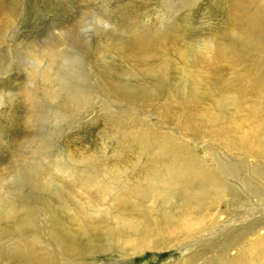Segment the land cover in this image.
<instances>
[{"label":"rangeland","instance_id":"obj_1","mask_svg":"<svg viewBox=\"0 0 264 264\" xmlns=\"http://www.w3.org/2000/svg\"><path fill=\"white\" fill-rule=\"evenodd\" d=\"M234 2L202 0L188 18L191 0H0V264H264V175L254 174L264 162L228 150L263 133L245 117L243 86L237 103L228 91L242 64L227 54L211 59L214 74L205 65L217 47L243 50ZM142 36L145 54L117 52ZM253 51L241 55L264 59ZM162 59L158 90L149 73ZM98 72L139 95L115 97ZM192 77L213 80L195 95ZM217 114L220 139L204 127ZM183 156L214 174L236 165L237 180L220 175L236 196L218 199L200 173L186 178ZM115 194L145 232L116 223ZM190 212L196 225L205 217L191 234L152 232Z\"/></svg>","mask_w":264,"mask_h":264},{"label":"bare ground","instance_id":"obj_2","mask_svg":"<svg viewBox=\"0 0 264 264\" xmlns=\"http://www.w3.org/2000/svg\"><path fill=\"white\" fill-rule=\"evenodd\" d=\"M234 9H235V11H234V15H233V24L237 26L236 30H238V33H235L234 36L237 39L241 40V42L239 44H241V47L243 48V50L236 52L234 46H228V45L222 46V47H217L216 49H214V51H211V54L213 55V57L207 58V60L205 61V65L208 68V73L214 74L216 72V70L213 67V62L211 59H215V61H216V59H220V58L224 59L227 54L232 55V62H233V66L235 68L238 67L240 64H242L244 74H241L238 71L235 72V74L233 75V78L227 83L228 84V91L231 90L233 92V94H232L233 101H234V103H237L236 87L238 85L243 86V88L240 90L239 94H242L241 92H243V93L247 92V93L243 94V97L246 100V102H245L246 108L244 109L245 117L247 118V121L251 120L250 122H253L252 126L255 128V130L258 129V133L259 132L263 133L262 134L263 137H260L259 134L255 135V137L253 135H252V137L245 136L243 139H237L235 142H231L233 145V148H230L228 150L233 152L234 154H236V152H239V153H241L240 154L241 156L242 155H249L250 157L253 158V160L255 159L256 161L264 162V73L259 70V68L264 65V59L259 58V57L254 58L253 56H250V55H247V57H242V55H241L246 50H254L253 51V53H254L255 51H258V50L264 48V46L261 47L262 42L264 41V32L262 31V29L260 27V25L262 23H264V0H235ZM130 41L131 42H127L128 44L126 46H122L120 43L119 45H121V46L118 45V47L116 48L117 52L122 54V56H126L129 53L131 54L132 52L144 53V52H147L150 50L149 49L150 47L148 45H149V42H151V41H150V39H148V36H142L139 38L131 39ZM178 52H179L178 57L181 58L182 61L184 60L186 63L188 56L182 50H180ZM236 53H239L241 56L240 55L237 56ZM247 58L252 59V60L250 61ZM79 59L76 58L77 62H79ZM125 59L127 60L128 58H125ZM45 60H48V59H45ZM52 60L56 61V57L53 56ZM150 61H147L145 59H140V62H138V61H135V62H136V65L139 66L140 63H142V64L147 63V62L150 63ZM165 62L166 61L162 59L161 68L159 67V69L157 71L149 73V76L152 78L153 83L156 84V87L158 88V90L162 87L163 83L165 82V78H164L163 74H164L165 69H167V66H168V64ZM190 64H191V62H190ZM151 74H153V75H151ZM97 75H98L97 76L98 82L100 84L104 85L105 89H107V90L111 89L110 92L113 95H115V97H117V98H124L125 100L128 101L129 99H134L135 96L139 95L137 89L134 90V88H126V86H118L117 87L116 84H111L112 79H111L110 75H107L106 73H103V74L100 73L99 74V72H98ZM192 78L194 79V81L192 84V93L191 94H195V95L197 94V90L200 88V86L205 83L204 79L213 80V79L208 78V77L204 78V79H197V77H192ZM242 80L245 81L244 85H243ZM207 85H205L203 88L206 89ZM113 86H115V87H113ZM74 94H75V96H74L75 98H79L81 95V92L77 91ZM207 95H209V94H207ZM219 116H221V115H219V114L213 115L212 117L207 118L204 122V127H208V125H210V130L208 133H209L211 138H217V139L219 138L220 139L224 135V132L221 129H219L218 127H216L218 125V117ZM231 117H232V115H231ZM254 128H253L252 134H255ZM241 158H243V157H241ZM183 159H184L183 160V166L185 169V177L186 178H191L194 174L200 173L201 181H202L201 182L202 184L200 186L201 187L213 186V188H211V187L210 188L214 189L216 191V195L219 197L218 199H222L225 195L236 196L235 184H232L231 182H229L227 180L226 181L222 180V178L220 176V175H222L221 174V172H222V173H225V175L227 176L226 178L230 177L231 180L232 179L237 180L236 177L234 176V174L237 175V172H238V167L236 165L230 167L229 169L225 168L224 166L223 167L220 166L218 169V173L214 174V173H209L206 170L199 169V167L197 165H195V163L190 159L189 156H183ZM245 159H246V157H245ZM249 161H251V160L249 159ZM242 164L244 165V163H242ZM239 165H240V163H239ZM239 168H241V167H239ZM260 170L261 169L259 168V166L254 167L255 176L259 177L261 175H264L263 172L261 173ZM178 173H179V169H177V172H175V171L170 172L166 176V184L165 185L168 186L169 181L172 178H175V176H177ZM261 178H263V177H261ZM207 191L208 190H206V192L202 190V193H204V192L205 193L202 196H200L201 197L200 202L204 203L205 204L204 206H206V207H204L202 205L204 207L203 211H205L207 209V207H208L207 205H210V203H213L207 197V194L209 193ZM257 192H259V191H257ZM122 196L120 198L119 195L115 194L114 198H113V202H114L115 206H117V209L119 210L116 223L119 226L123 227V229H124V223L127 221L125 223V227H126L127 231L128 232L130 231L131 233H134L136 235L139 233L145 232L142 229L145 225L137 224L134 221V217L132 219L129 218L127 209L130 210V207L125 202V200H123V201L126 205L122 204ZM202 212L200 214H202ZM193 213H191V215L189 214L190 216L185 217L184 222H182V220H180L177 222L175 221L176 223H166V222H163L162 224L160 223L161 225L160 226L156 225V227L152 230V232L153 233H161V236L163 233L166 236L169 235L171 238L173 235L179 234L178 233L179 231H184L185 233L191 234L193 229H194L193 227L196 226V227H198L197 229H199L201 227V223L205 219V217L202 218L201 222L198 225H196L195 219H194L195 215ZM189 217H190V219H189ZM101 218H103V217H101ZM105 218L107 219V217H105ZM168 230H170V231L167 234L166 231H168ZM66 235H68V234H66ZM162 238H164V236ZM169 241H170V239H169ZM140 243H143V241H141Z\"/></svg>","mask_w":264,"mask_h":264},{"label":"clouds","instance_id":"obj_3","mask_svg":"<svg viewBox=\"0 0 264 264\" xmlns=\"http://www.w3.org/2000/svg\"><path fill=\"white\" fill-rule=\"evenodd\" d=\"M202 0H191V5L187 8V17L190 18L192 13L199 7Z\"/></svg>","mask_w":264,"mask_h":264}]
</instances>
